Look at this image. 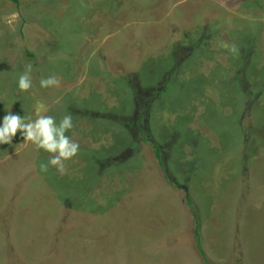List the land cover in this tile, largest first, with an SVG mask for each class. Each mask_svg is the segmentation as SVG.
<instances>
[{"label":"rangeland","instance_id":"1","mask_svg":"<svg viewBox=\"0 0 264 264\" xmlns=\"http://www.w3.org/2000/svg\"><path fill=\"white\" fill-rule=\"evenodd\" d=\"M8 112L79 149L0 144V264H264V0H0Z\"/></svg>","mask_w":264,"mask_h":264},{"label":"clouds","instance_id":"2","mask_svg":"<svg viewBox=\"0 0 264 264\" xmlns=\"http://www.w3.org/2000/svg\"><path fill=\"white\" fill-rule=\"evenodd\" d=\"M15 15V14H14ZM11 25V20H9ZM236 52L235 46L230 49ZM31 65L26 66L25 72L18 78V88L27 91L32 86L30 78ZM59 81L55 77L41 79V87L58 85ZM73 127L71 116H65L59 123L52 116H40L35 120L23 117L19 114L8 112L2 118L0 124V144H11L13 137L20 130L21 136L25 141L31 142L38 149H44L50 153H56L49 163L58 166L59 171L64 172L63 160H68L78 152L79 145L70 140L65 132ZM42 170L47 166L42 165Z\"/></svg>","mask_w":264,"mask_h":264},{"label":"trees","instance_id":"3","mask_svg":"<svg viewBox=\"0 0 264 264\" xmlns=\"http://www.w3.org/2000/svg\"><path fill=\"white\" fill-rule=\"evenodd\" d=\"M9 1H13V2H15L16 4L18 3V0H9ZM148 141H150V144H152V146L154 147V150H155V156H156V158L159 160V158L161 157V150H160V146L156 143V142H154L153 140H148ZM160 161V160H159ZM160 164H161V166H162V162H160ZM194 234H195V237H197V239H198V243H197V247H198V249H201V246H200V238H199V232H198V224H197V226H196V228H195V230H194Z\"/></svg>","mask_w":264,"mask_h":264}]
</instances>
